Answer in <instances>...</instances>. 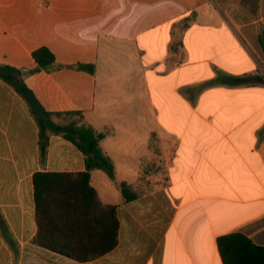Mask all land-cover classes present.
Here are the masks:
<instances>
[{"label": "crops", "instance_id": "crops-1", "mask_svg": "<svg viewBox=\"0 0 264 264\" xmlns=\"http://www.w3.org/2000/svg\"><path fill=\"white\" fill-rule=\"evenodd\" d=\"M263 33L264 0H0V67L104 133L115 177L91 184L120 222L87 262L33 242L34 174L82 171L84 155L51 132L42 155L34 110L0 77V264H224L221 236L264 245ZM40 46L65 67L34 72Z\"/></svg>", "mask_w": 264, "mask_h": 264}, {"label": "trees", "instance_id": "trees-1", "mask_svg": "<svg viewBox=\"0 0 264 264\" xmlns=\"http://www.w3.org/2000/svg\"><path fill=\"white\" fill-rule=\"evenodd\" d=\"M261 40L264 43V33ZM32 56L37 64L34 72H52L65 67L56 62L54 53L47 46L36 48ZM76 68L88 72L94 70L93 66L84 64ZM1 70L12 74L6 77ZM0 77L16 79V89L34 110L40 128L42 155L48 146V132L72 142L84 155L85 168L82 171H40L34 174L38 232L33 242L77 262L91 261L110 252L118 244L117 206L104 204L91 184L94 169L104 171L111 179L115 177L114 165L100 147L104 133L86 124L82 111H45L22 81L20 70L0 67ZM120 189L127 201L138 197V193L125 182L120 184ZM218 248L224 264H264V245L256 244L242 233L219 237Z\"/></svg>", "mask_w": 264, "mask_h": 264}]
</instances>
